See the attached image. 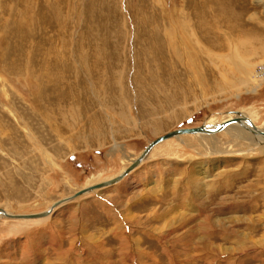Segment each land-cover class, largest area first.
<instances>
[{
  "label": "rangeland",
  "instance_id": "rangeland-1",
  "mask_svg": "<svg viewBox=\"0 0 264 264\" xmlns=\"http://www.w3.org/2000/svg\"><path fill=\"white\" fill-rule=\"evenodd\" d=\"M235 113L264 131V0H0L9 214ZM263 145L163 141L0 218V264H264Z\"/></svg>",
  "mask_w": 264,
  "mask_h": 264
},
{
  "label": "water",
  "instance_id": "water-1",
  "mask_svg": "<svg viewBox=\"0 0 264 264\" xmlns=\"http://www.w3.org/2000/svg\"><path fill=\"white\" fill-rule=\"evenodd\" d=\"M234 115H236L237 117L239 116L238 113H235ZM245 121V119H241V118H233L232 120H229L225 123H221L217 126H215V128L213 129H209L208 126H205L204 124L196 127V128H190V129H178L175 131H171L168 132L158 138H156L155 140H153L152 142H150L146 148L143 150V152L141 153V155L132 163L130 164V166H128L122 173H120L116 178H113L112 180L104 183V184H98L92 187H88L84 190H80L78 192H76L75 194H73L71 197L68 198H64L62 200H59L57 202H55L53 205H51L46 211L38 213V214H29V215H12V214H8L6 211H4L3 209H0V218H5V219H14V220H28V219H38V218H43L46 217L50 214H52V212L58 208L59 206H61L62 204L69 202L71 200H74L88 192H90L91 190L97 189V188H107L110 186H114L117 183H119L121 180H123L127 175H129L134 169H136L141 163L142 161L145 159V157L147 156V154L150 152V150L158 145L159 143L168 140L170 138H173L175 136L178 135H196V134H205V135H212V134H216L220 131H222L225 127L231 125V124H240L241 122ZM251 128L252 125H251ZM262 135H264V132L261 133Z\"/></svg>",
  "mask_w": 264,
  "mask_h": 264
},
{
  "label": "bare ground",
  "instance_id": "bare-ground-1",
  "mask_svg": "<svg viewBox=\"0 0 264 264\" xmlns=\"http://www.w3.org/2000/svg\"><path fill=\"white\" fill-rule=\"evenodd\" d=\"M232 61V60H231ZM233 62V61H232ZM235 62V61H234ZM233 118H240L239 116L237 117V116H230L229 118L228 117H225L222 121H220V122H217V123H210V122H208V123H206V124H204L205 126H208L209 127V129H213V128H215V126H217V125H219V124H221V123H225V122H227V121H229V120H232ZM221 120V119H220ZM214 124V125H213ZM216 124V125H215ZM253 128H251V124L247 121V120H245V121H243V122H241L240 124H235L234 123V125L233 124H231V125H229V126H227V127H225L224 129H223V131H230L231 132V134H233V137H234V139H249L250 141H252V143L253 144H259V143H261L262 141H264V135H262L261 133H263L264 131H262L259 127H254V126H252ZM200 135H205V134H196V135H188V136H200ZM213 135V134H212ZM247 135H249V136H252L253 138H250V137H248ZM178 136H183V135H178ZM175 137H177V136H175ZM174 138V137H173ZM171 139V138H170ZM166 141V140H165ZM262 150H264V145H263V147L261 148ZM141 155V154H140ZM139 155V156H140ZM148 156H146L145 157V159L147 158ZM135 161V160H134ZM133 161V162H134ZM132 162V163H133ZM131 163V164H132ZM130 166V165H129ZM124 171V170H123ZM122 171V172H123ZM121 172V173H122ZM119 175V174H118ZM117 175V176H118ZM117 176H115L114 178H116ZM113 179V178H112ZM112 179H110V180H112ZM110 180H107V181H105V182H103V183H99V184H104V183H106V182H108V181H110ZM95 185H98V184H95ZM95 185H93V186H95ZM90 187H92V186H90ZM88 188V187H87ZM102 188H104V187H102ZM102 188H97V189H94V190H91L90 192H88V193H86V194H90V193H92L93 191H96V190H101ZM86 189V188H85ZM81 190H84V189H81ZM85 195V194H84ZM83 196V195H82ZM81 197V196H80ZM79 198V197H78ZM67 203V202H66ZM63 205V204H62ZM60 207V206H59ZM9 214V213H8ZM38 214V213H37ZM46 217H48V216H46ZM46 217H43V218H36V219H28V220H39V219H44V218H46ZM11 220H13V219H11ZM17 220V219H16Z\"/></svg>",
  "mask_w": 264,
  "mask_h": 264
}]
</instances>
